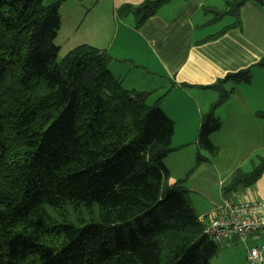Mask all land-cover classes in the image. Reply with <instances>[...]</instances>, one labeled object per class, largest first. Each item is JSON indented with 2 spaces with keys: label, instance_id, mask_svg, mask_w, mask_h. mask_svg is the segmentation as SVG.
Instances as JSON below:
<instances>
[{
  "label": "trees",
  "instance_id": "obj_1",
  "mask_svg": "<svg viewBox=\"0 0 264 264\" xmlns=\"http://www.w3.org/2000/svg\"><path fill=\"white\" fill-rule=\"evenodd\" d=\"M63 1L0 0V264H211L217 244L190 205L189 174L169 184L173 123L158 102L147 104L150 93L114 79L105 51L79 45L58 62ZM169 1L122 7L120 16L131 13L138 29ZM223 1V11L209 10L214 22L228 15L236 26L249 0ZM263 67L264 57L208 88L217 100L196 143L209 159L219 152L210 137L225 85L248 84ZM263 172L264 159L233 172L222 193Z\"/></svg>",
  "mask_w": 264,
  "mask_h": 264
},
{
  "label": "crops",
  "instance_id": "obj_2",
  "mask_svg": "<svg viewBox=\"0 0 264 264\" xmlns=\"http://www.w3.org/2000/svg\"><path fill=\"white\" fill-rule=\"evenodd\" d=\"M42 1L49 5L58 0ZM144 1L64 0L55 39L62 14L73 29L57 47L71 50L81 28H94L96 49L110 56L108 70L114 79L126 90L150 93V105L158 102L173 123V152L164 160L169 184L189 174L183 186L199 219L217 216L225 202L264 199V172L252 185L222 193L233 172L250 173L264 159V121L256 117L264 113V67L252 69L248 84L225 85L231 92L214 111L221 127L210 137L219 150L217 157L209 159L196 143L201 120L217 100L216 92L208 88L228 74L253 68L264 57V0L245 2L238 10L236 26L228 15L214 22L209 10L223 11V0H171L138 29L131 13L114 18L120 8H134ZM85 12L90 13L87 19L78 17ZM226 18L227 25L219 28ZM210 29L214 30L209 33ZM198 153L207 158L199 166ZM259 238L246 246L237 238L217 245L228 251L244 246L246 261L249 244L264 243V236Z\"/></svg>",
  "mask_w": 264,
  "mask_h": 264
},
{
  "label": "built area",
  "instance_id": "obj_3",
  "mask_svg": "<svg viewBox=\"0 0 264 264\" xmlns=\"http://www.w3.org/2000/svg\"><path fill=\"white\" fill-rule=\"evenodd\" d=\"M222 212L202 217L204 234L215 244L238 239L245 246L264 233V199L242 200L220 206ZM247 264H264V243L247 248Z\"/></svg>",
  "mask_w": 264,
  "mask_h": 264
},
{
  "label": "rangeland",
  "instance_id": "obj_4",
  "mask_svg": "<svg viewBox=\"0 0 264 264\" xmlns=\"http://www.w3.org/2000/svg\"><path fill=\"white\" fill-rule=\"evenodd\" d=\"M72 1L77 2V0H69V2H72ZM89 15H90V13L85 12V13L79 15L78 17L82 18L84 20V19H87V17ZM66 17H68V16H66L65 14H62L61 29L58 33L57 39H55V42H54L56 46L60 45L63 42L66 34L70 33L73 29V28L69 29V26L66 23ZM120 17H121L120 14L114 13V18L120 19ZM226 20H228V19L226 18L225 21L220 23L219 28L227 25L228 22ZM133 23L135 25V20L133 21ZM212 30H214V29H210L209 33L212 32ZM96 34H97V31L94 28H86V29L81 28L73 38V40L77 41V45L72 46L71 50L73 48L79 46V45H89L91 47L96 48V46H95L96 42L93 41L95 39ZM87 43H89V44H87ZM59 51H60V53L58 54V57H57L58 62L70 50H65V48L63 46L62 49ZM147 104L150 105L148 102H147ZM263 234L264 233L260 234L259 239H262V237L264 236ZM258 241L256 243H250L249 246L251 247V245H258L259 243H262V242H258ZM226 248L224 246L217 245L216 254L210 261L211 264H247L246 261L244 260V258H245L244 246L241 247L239 245L238 247H235L231 251L226 250Z\"/></svg>",
  "mask_w": 264,
  "mask_h": 264
}]
</instances>
